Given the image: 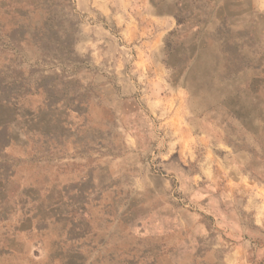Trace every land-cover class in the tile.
<instances>
[{
	"label": "rangeland",
	"instance_id": "1",
	"mask_svg": "<svg viewBox=\"0 0 264 264\" xmlns=\"http://www.w3.org/2000/svg\"><path fill=\"white\" fill-rule=\"evenodd\" d=\"M0 264H264V0H0Z\"/></svg>",
	"mask_w": 264,
	"mask_h": 264
}]
</instances>
